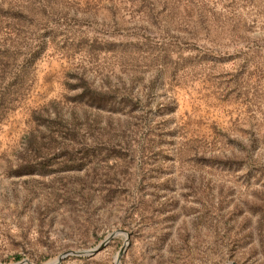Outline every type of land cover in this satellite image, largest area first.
<instances>
[{
  "label": "rangeland",
  "instance_id": "374dc122",
  "mask_svg": "<svg viewBox=\"0 0 264 264\" xmlns=\"http://www.w3.org/2000/svg\"><path fill=\"white\" fill-rule=\"evenodd\" d=\"M264 264V0H0V264Z\"/></svg>",
  "mask_w": 264,
  "mask_h": 264
},
{
  "label": "water",
  "instance_id": "95a60500",
  "mask_svg": "<svg viewBox=\"0 0 264 264\" xmlns=\"http://www.w3.org/2000/svg\"><path fill=\"white\" fill-rule=\"evenodd\" d=\"M101 246H102V244H100L96 249L89 250V251L77 250V251L66 252L63 255L59 256L58 259L54 263H49V264H57L58 262H60L61 259H63L66 256H69V255L77 256V257H83V256H89V255L95 254L101 248ZM16 264H23V263H16ZM28 264H30V263H28ZM116 264H119L118 259L116 260Z\"/></svg>",
  "mask_w": 264,
  "mask_h": 264
}]
</instances>
